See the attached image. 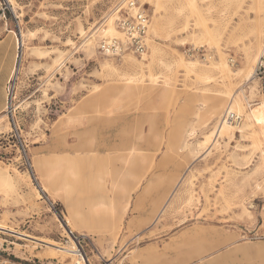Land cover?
<instances>
[{"label": "rangeland", "instance_id": "obj_1", "mask_svg": "<svg viewBox=\"0 0 264 264\" xmlns=\"http://www.w3.org/2000/svg\"><path fill=\"white\" fill-rule=\"evenodd\" d=\"M124 1L0 0V36H25L0 116V264H264L262 145L241 124L205 140L215 97L264 98V0H137L146 58L104 56L93 32Z\"/></svg>", "mask_w": 264, "mask_h": 264}, {"label": "bare ground", "instance_id": "obj_2", "mask_svg": "<svg viewBox=\"0 0 264 264\" xmlns=\"http://www.w3.org/2000/svg\"><path fill=\"white\" fill-rule=\"evenodd\" d=\"M143 1H147V2L150 1L151 2V0H143ZM156 8H157V4H156ZM101 26L102 25L97 27V29L93 32V34L102 33L104 35L102 37H105V38L120 37L121 36L119 30L115 26L114 14L113 13L107 15L105 25L102 26V27ZM151 26H152V23H150V25L148 27V31L149 32L151 31ZM19 29H20V27H19ZM10 31L13 32L14 37L18 40V44H21V46H22V43L24 42V37L25 36L21 35L23 41H20V39L18 38L19 37L18 34L16 32H14L13 30H10ZM20 32H21V29H20ZM93 34L91 36H89V38L86 40V41H88V44H87L88 46L91 45V42H92L91 37L93 36ZM147 40H148V37L146 38V41ZM257 43H258V41H257ZM257 46H258V44H257ZM129 55H132V54L123 53L122 56H123V58H125V57H127ZM21 57H22V49H21L20 53H18V55H17V58H16L17 66H15L14 69H13V72H12L13 75L19 69V67H18L19 63L18 62H20V58ZM143 58L145 59L146 57L143 56ZM131 59H132V57L130 56L129 60H131ZM182 61H183V59H182ZM255 61H256V59H255ZM104 66L106 68L111 67L110 64L108 63V61H105ZM195 66H196L195 62L194 63L193 62L190 63V67L193 68ZM220 67L222 69H226L227 68L225 63H222L220 65ZM253 72H254V70H251L250 72H248V74L246 73L247 78H250L253 75ZM122 75L126 76V79H125L126 80V83H125L126 88L133 87L134 85H133L132 82L135 81L133 75L132 74H128V73H123ZM236 95H238V94L236 93ZM229 97H230V95L226 94L225 92H224V94H221V95L215 97V102H214V104L211 107L212 114H219L221 111H225V113L221 115V119H220V122H219V124L217 126V129L215 131H211L210 133L206 134L205 140L206 141L209 140L213 134L215 136L216 135L220 136L222 133H224V134L230 136L233 133V129L239 127L240 126L239 124H241L242 127H245L247 130L251 131L252 144L254 146H256V147H259V146L262 145L261 157H262V160L264 162V98L260 101V105H258L256 108H254L253 111H252V109H249V111L247 113H245L246 110L245 111L242 110V106L240 105L239 102L234 101L233 105L230 104V102L232 100L228 101ZM244 97H246V99H247L248 96H244ZM230 99H232V98L230 97ZM248 102H249V100L247 101V104H249ZM7 105L8 104L6 102V108H7ZM234 106H235V108H234ZM231 114H233L232 120L230 119V115ZM242 249H244V248L243 247L239 248V250H242ZM230 254L231 253H229V255ZM83 257L85 258V260L87 262L89 261L87 259V257H86L84 252H83ZM248 264H252V263L249 262Z\"/></svg>", "mask_w": 264, "mask_h": 264}, {"label": "built area", "instance_id": "obj_3", "mask_svg": "<svg viewBox=\"0 0 264 264\" xmlns=\"http://www.w3.org/2000/svg\"><path fill=\"white\" fill-rule=\"evenodd\" d=\"M6 9L7 6L2 7L0 2V20L6 17ZM113 14L115 26L121 36L101 39L97 45L98 52L104 56L120 57L123 53H131L137 57L143 56L147 51L146 38L150 25V14L137 0H125L113 10ZM15 44L17 58L22 46L18 44L17 39H15ZM232 117L233 114L230 115L231 120ZM22 150L25 153L23 147Z\"/></svg>", "mask_w": 264, "mask_h": 264}, {"label": "crops", "instance_id": "obj_4", "mask_svg": "<svg viewBox=\"0 0 264 264\" xmlns=\"http://www.w3.org/2000/svg\"><path fill=\"white\" fill-rule=\"evenodd\" d=\"M15 39L16 38L14 36H0V116L6 109V84L13 76L12 72L14 67L17 66ZM182 177L183 175H181L174 183L172 189L169 191L162 206L160 207L158 211L159 213H161L165 207ZM9 264L15 263L11 262Z\"/></svg>", "mask_w": 264, "mask_h": 264}]
</instances>
